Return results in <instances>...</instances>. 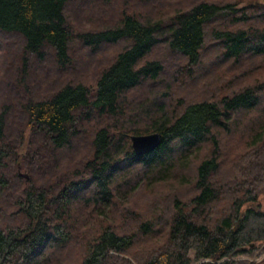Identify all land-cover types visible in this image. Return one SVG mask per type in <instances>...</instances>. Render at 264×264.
Instances as JSON below:
<instances>
[{"label":"trees","instance_id":"trees-1","mask_svg":"<svg viewBox=\"0 0 264 264\" xmlns=\"http://www.w3.org/2000/svg\"><path fill=\"white\" fill-rule=\"evenodd\" d=\"M263 252L264 0H0V264Z\"/></svg>","mask_w":264,"mask_h":264},{"label":"water","instance_id":"water-1","mask_svg":"<svg viewBox=\"0 0 264 264\" xmlns=\"http://www.w3.org/2000/svg\"><path fill=\"white\" fill-rule=\"evenodd\" d=\"M163 137V133L159 131L132 134L131 144L137 154H144L155 149L162 142ZM24 175L29 177L27 173H24Z\"/></svg>","mask_w":264,"mask_h":264},{"label":"rangeland","instance_id":"rangeland-1","mask_svg":"<svg viewBox=\"0 0 264 264\" xmlns=\"http://www.w3.org/2000/svg\"><path fill=\"white\" fill-rule=\"evenodd\" d=\"M255 260H256V264H264V252L261 255L257 256Z\"/></svg>","mask_w":264,"mask_h":264}]
</instances>
